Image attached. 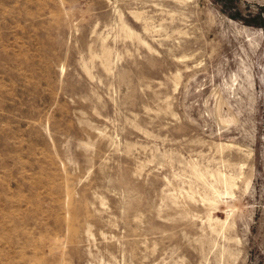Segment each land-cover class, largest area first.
Masks as SVG:
<instances>
[{"label":"rangeland","instance_id":"1","mask_svg":"<svg viewBox=\"0 0 264 264\" xmlns=\"http://www.w3.org/2000/svg\"><path fill=\"white\" fill-rule=\"evenodd\" d=\"M0 264H264V0H0Z\"/></svg>","mask_w":264,"mask_h":264}]
</instances>
